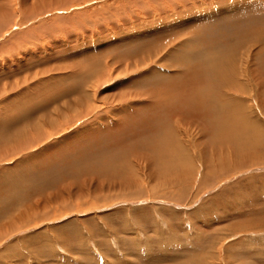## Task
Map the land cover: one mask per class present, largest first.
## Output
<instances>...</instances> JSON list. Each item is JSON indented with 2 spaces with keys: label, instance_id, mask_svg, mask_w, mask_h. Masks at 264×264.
Listing matches in <instances>:
<instances>
[{
  "label": "rangeland",
  "instance_id": "374dc122",
  "mask_svg": "<svg viewBox=\"0 0 264 264\" xmlns=\"http://www.w3.org/2000/svg\"><path fill=\"white\" fill-rule=\"evenodd\" d=\"M7 131L0 264H264V0H0Z\"/></svg>",
  "mask_w": 264,
  "mask_h": 264
},
{
  "label": "bare ground",
  "instance_id": "6f19581e",
  "mask_svg": "<svg viewBox=\"0 0 264 264\" xmlns=\"http://www.w3.org/2000/svg\"><path fill=\"white\" fill-rule=\"evenodd\" d=\"M6 17H7V16H6ZM8 19H9V18H8ZM7 22H8V21H7ZM15 39H16V38H15ZM15 39H14V40H15ZM12 41H13V40H12ZM18 42H19V41H18ZM8 44H9V43H8ZM206 58H207V57H206ZM230 60H231V59H230ZM240 60H241V59H240ZM238 61H239V60H238ZM230 62H231V61H230ZM232 63H233V62H232ZM232 63H231V64H230V63H229V64L226 63L224 66H222V65L220 64V65L218 66V68H216V66L213 67L214 65L211 64V66H209V67H210L209 70H211L212 67H213V70H214V72H215V76H216V72H218V71H220V75L222 76V74H221V73H222V70L227 71V73H228V70H229V71H233V70H234L233 72L236 71V68H233ZM239 63H240V62H239ZM241 63H242V62H241ZM235 64H236V63H235ZM230 65H231V67H230ZM233 65H234V64H233ZM237 65H239V64H237ZM242 65H243L242 70H243L244 72L241 71V70H240V71L244 74V73L247 72V70L243 69L245 64H242ZM199 66H200V65H199ZM235 66H236V65H235ZM8 67H9V66H8ZM240 67H241V66H240ZM245 67H246V66H245ZM247 67H248V66H247ZM227 68H228V69H227ZM240 69H241V68H240ZM9 70H10V69H9ZM9 70H8V72H9ZM14 70H15V69H14ZM237 70H238V69H237ZM236 72H237V71H236ZM236 72H235V73H236ZM250 72H251V71H250ZM190 74H191V73H190ZM231 74H232V73H231ZM217 75H218V74H217ZM228 75H229V74H228ZM160 76H161V75H160ZM237 76H239V74H238ZM226 77H227V76H226ZM214 78H215V77H214ZM218 79H219V78H218ZM225 80H226V79H220V80L216 81V83H215L216 86H217V85H218V86L220 85L219 87L217 86V89H228L229 91H232L233 93L236 92L237 90L234 88L233 85H232L233 87H226V86H224V85H226V84H229V83H226ZM228 80H229V79H228ZM191 84H192V83H191ZM40 86H41V85H40ZM235 87H236V86H235ZM162 94H163V93H162ZM154 97H155V94H154ZM224 98H226V97H224ZM226 99H227V98H226ZM231 99H232V98H231ZM157 100H158V99H157ZM158 101H159V100H158ZM227 101H228V100H226V102H227ZM229 101H230V100H229ZM159 105H160V104H159ZM147 106H148V105H147ZM157 107H158V106H157ZM157 107H156V108H157ZM154 108H155V107H154ZM154 108H153V109H154ZM222 108H223V107H222ZM224 108H225V107H224ZM225 110H226V109H225ZM226 112H227V111H226ZM232 115H233V114H232ZM232 115L230 114L229 117L231 118ZM223 117H225V116L223 115ZM229 117H228V118H229ZM52 120H53V119H52ZM230 120H231V119H230ZM231 121H232V120H231ZM230 124H231V123H230ZM217 126H218V125H217ZM169 128H170V127H169ZM226 129H227V128H226ZM221 131H223V130H221ZM8 132H9V131H7V132H2V133H0V134L3 135V136H5V134L9 135ZM43 133H44V132H43ZM221 133H222V132H221ZM11 136H13V135H11ZM33 138H34V137H33ZM227 138H228V137H227ZM28 140H29V139H28ZM27 144H28V143H27ZM260 144H261V143H260ZM262 144H263V142H262ZM19 147H21V146L19 145ZM22 147H23V146H22ZM22 147H21V148H22ZM261 147H262V146H261ZM9 150H10V151H8V149H7V150H4V151H5L6 153H8V154L11 153V152H15V151H14L15 148H13V149L9 148ZM4 151L1 150V151H0V154H1L2 152H4ZM7 151H8V152H7ZM9 155H10V154H9ZM164 159H165V158H164ZM163 166H164V165H163ZM237 168H239V166H238ZM159 169H160V168H159ZM147 170H148V169H147ZM185 171H186V170H185ZM149 177H150V176H149ZM150 178H151V177H150ZM103 184H104V183H103ZM116 185H117V184H116ZM116 185H115V186H116ZM140 193H141V192H140Z\"/></svg>",
  "mask_w": 264,
  "mask_h": 264
}]
</instances>
